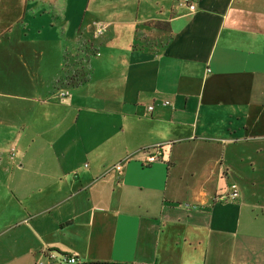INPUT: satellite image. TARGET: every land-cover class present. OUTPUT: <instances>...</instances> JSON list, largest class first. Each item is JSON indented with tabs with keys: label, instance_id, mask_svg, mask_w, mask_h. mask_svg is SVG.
I'll use <instances>...</instances> for the list:
<instances>
[{
	"label": "crops",
	"instance_id": "0c3cea01",
	"mask_svg": "<svg viewBox=\"0 0 264 264\" xmlns=\"http://www.w3.org/2000/svg\"><path fill=\"white\" fill-rule=\"evenodd\" d=\"M193 3L0 0V264H264V0Z\"/></svg>",
	"mask_w": 264,
	"mask_h": 264
},
{
	"label": "built area",
	"instance_id": "2783aa9c",
	"mask_svg": "<svg viewBox=\"0 0 264 264\" xmlns=\"http://www.w3.org/2000/svg\"><path fill=\"white\" fill-rule=\"evenodd\" d=\"M178 6L179 7H187L189 8L191 11H195L196 6L193 3V0H178ZM103 30H98V34H100ZM69 93L68 92H62L60 94L61 97H66L68 96ZM167 104V103H166ZM150 109H152L150 107ZM159 147V145H158ZM156 147V151L158 150ZM161 155L160 152H156L155 154H149V156L147 157L146 161L147 163H154L158 160L159 156ZM116 171L121 172L122 170V166L121 164H116L113 167ZM239 196V190L237 185H232L231 186V191L229 192L228 195H226L225 197H221V200H236ZM45 259L47 260V262H49L48 264H77V259L75 257H68V256H59L57 253L55 252H48L45 254ZM38 264H46L45 262H43L42 260L38 262Z\"/></svg>",
	"mask_w": 264,
	"mask_h": 264
},
{
	"label": "water",
	"instance_id": "95a60500",
	"mask_svg": "<svg viewBox=\"0 0 264 264\" xmlns=\"http://www.w3.org/2000/svg\"><path fill=\"white\" fill-rule=\"evenodd\" d=\"M91 264H102V263H91Z\"/></svg>",
	"mask_w": 264,
	"mask_h": 264
}]
</instances>
